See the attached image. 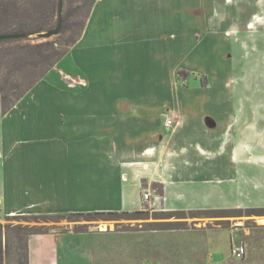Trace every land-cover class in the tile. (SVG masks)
Segmentation results:
<instances>
[{"label": "crops", "instance_id": "1", "mask_svg": "<svg viewBox=\"0 0 264 264\" xmlns=\"http://www.w3.org/2000/svg\"><path fill=\"white\" fill-rule=\"evenodd\" d=\"M115 1L94 0L80 37L54 67L6 113L0 104V221L18 213L132 212L141 207L144 180L163 185L155 208H194L169 200L207 184V164L203 177L178 159L174 138L185 114L159 104L147 88L163 87L171 69L164 67L167 36L251 38L264 33V0H127L147 11L123 38L104 31ZM116 38L124 45L120 62H96L97 49ZM117 88L125 95L117 97ZM91 234L31 235L28 264H94L96 250L85 240ZM36 237L49 244H34Z\"/></svg>", "mask_w": 264, "mask_h": 264}, {"label": "rangeland", "instance_id": "2", "mask_svg": "<svg viewBox=\"0 0 264 264\" xmlns=\"http://www.w3.org/2000/svg\"><path fill=\"white\" fill-rule=\"evenodd\" d=\"M93 1L63 0L67 30L60 36L42 39L32 34L0 41V104L2 98L10 104L32 88L66 48L54 45L52 52L35 45L76 37ZM115 2L118 8L108 12L112 24L104 31L123 38L128 23L135 25L142 16L145 19L147 10L127 0ZM50 6V0H0V32L19 25L51 29L56 16ZM201 35L164 39L165 55L169 56L164 67L176 69L174 75L170 68L165 69L163 87L147 88V92L148 96L157 95L159 104L164 101L165 107L185 114L174 140L176 147H181L178 159L189 167L188 172L202 173L201 164L208 165L207 184L186 187V192L169 203L194 207L176 210L208 209V216H160L158 212L164 209L153 206L154 196L161 198L158 187L144 180L141 196L148 192L149 200L142 198V213L136 216L120 211L34 219L32 215L45 214L18 213L0 223L41 226L48 233L35 235L58 239L67 232L94 233L85 238L96 250L94 264H264V33L251 38L220 32L213 39ZM118 40L98 48L95 61L108 62L112 68L113 62L119 63L124 45ZM115 94L124 96L125 91L117 88ZM159 104L152 108L153 113ZM167 117L174 125L175 117ZM168 130L162 127V132ZM200 147L207 148L208 155L201 153ZM161 223L182 229L144 230ZM12 233L1 236L3 245L6 241L9 245L3 264H14ZM34 239V244H49L48 238ZM240 245L245 255L237 258L232 249Z\"/></svg>", "mask_w": 264, "mask_h": 264}, {"label": "trees", "instance_id": "3", "mask_svg": "<svg viewBox=\"0 0 264 264\" xmlns=\"http://www.w3.org/2000/svg\"><path fill=\"white\" fill-rule=\"evenodd\" d=\"M51 1V10L53 11L54 15L56 16V20L54 22V26L52 28H54L57 23H58V19L60 16L61 19V28H60V32L57 36H60L61 34H63L65 32V30H67V26H65V12H64V6H63V0H62V6H61V12L60 15L58 13V5H59V0H50ZM94 2V1H93ZM92 2V4H93ZM92 4H90L89 6V11L85 17V19L80 23L79 26V32L76 35V37H71V38H61L60 39V43L54 42V43H50V42H46V43H41V44H37L35 45V48H39V47H48V50H51L53 52L54 50V45H58V44H62L64 46H66V48L61 51L58 54V57L56 58V60L53 63H50L48 65L47 70L45 71V73L52 67H54V65L58 62V60L69 50V48L78 40V38L81 35V32L84 28V24L86 21V18L90 12L91 6ZM55 9V12L54 10ZM51 28V29H52ZM50 30V29H49ZM69 30V29H68ZM48 31V30H46ZM44 31V29L41 28H33V29H26L25 27L19 25V26H15V27H10L9 29H6L2 32H0V36L2 35H25L24 37H26L27 35H32V34H40L42 32H46ZM22 38H13V39H23ZM4 40H9V39H4ZM3 41V40H0ZM44 73V74H45ZM29 90V89H27ZM24 94V93H23ZM23 94H20L18 96L15 97V101L6 103L5 99L2 98V102H1V112L2 114L6 113L9 108L12 106V104H14V102H16L17 100H19ZM152 186H157V195L160 197H163V185L159 182H152L151 183ZM154 188V187H153ZM155 189V188H154ZM227 212V211H226ZM256 213V211H251ZM132 216H136L142 213V211L140 210H135L132 212H127ZM252 213V214H254ZM103 214H116L115 211H95V212H79V213H64V214H45V215H32L31 217H33L34 219H46L49 217H67V218H71L72 216H76V215H80V216H101ZM158 214L160 216H165V217H170V218H184L186 216L189 217H199L202 215H206L208 216V209H187V210H162L159 211ZM255 215V214H254ZM257 215V213H256ZM16 216H7V219H12ZM177 224H172V223H161V224H156L153 225V227H149V228H145L144 230H153V231H159V230H176V229H182L181 227H170V226H174ZM9 232H13V239L16 246H15V260H14V264H28V245H27V239L30 235H35V234H47L48 231L46 229H43V227L41 226H37V225H16V226H11V225H3L0 223V264L4 263V257L5 255H7V248H9V245L6 241L5 245H3L2 243V234L4 233H9ZM77 232H82L80 230H78ZM18 250H21V252L19 253Z\"/></svg>", "mask_w": 264, "mask_h": 264}, {"label": "water", "instance_id": "4", "mask_svg": "<svg viewBox=\"0 0 264 264\" xmlns=\"http://www.w3.org/2000/svg\"><path fill=\"white\" fill-rule=\"evenodd\" d=\"M61 6H62V0H59V5H58V13L60 15V12H61ZM60 28H61V19H60V16H59V19H58V23L57 25L46 31V32H42L40 33L38 36L39 38H42V39H48V38H51L52 36H56L59 34L60 32ZM25 35H2L0 36V40H4V39H13V38H22L24 37Z\"/></svg>", "mask_w": 264, "mask_h": 264}, {"label": "built area", "instance_id": "5", "mask_svg": "<svg viewBox=\"0 0 264 264\" xmlns=\"http://www.w3.org/2000/svg\"><path fill=\"white\" fill-rule=\"evenodd\" d=\"M172 120L171 119H167L164 122V126L169 128L172 125ZM142 198L144 201L149 200V194L148 192H144L142 195ZM232 254L237 257V258H242L245 255V249L242 245L240 246H236L232 249Z\"/></svg>", "mask_w": 264, "mask_h": 264}]
</instances>
